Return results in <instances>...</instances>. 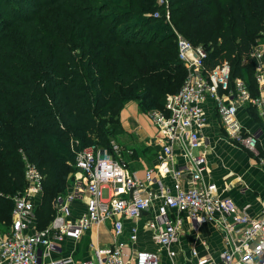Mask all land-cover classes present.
<instances>
[{"label": "trees", "instance_id": "1", "mask_svg": "<svg viewBox=\"0 0 264 264\" xmlns=\"http://www.w3.org/2000/svg\"><path fill=\"white\" fill-rule=\"evenodd\" d=\"M169 14L175 30L158 0H0V226L12 225L27 162L44 175L42 230L77 171L78 143L112 151L114 142L122 158L126 103L163 110L187 77L178 34L258 96L244 58L264 30V0H169Z\"/></svg>", "mask_w": 264, "mask_h": 264}, {"label": "built area", "instance_id": "2", "mask_svg": "<svg viewBox=\"0 0 264 264\" xmlns=\"http://www.w3.org/2000/svg\"><path fill=\"white\" fill-rule=\"evenodd\" d=\"M178 55L187 69V77L179 92L166 98L163 110H152L148 117L162 136L160 166L146 171L144 180L131 174L127 163L103 153L96 146L85 147L77 153V169L73 183L65 194L55 200L56 215L45 229H39L35 215V196L43 193L44 175L35 164L26 163L27 189L14 197L13 222L6 232L0 231V264H38L41 256L52 257L62 250L67 239L80 240L94 226L113 223V244L94 248L93 257L83 264H160V252L134 250L128 253V243L121 240L124 220H138L161 200L154 219L148 222L154 242L165 249L171 260L173 249L181 240L183 217L197 224L214 223L224 233L227 249L219 264H264V213L253 218L238 208L231 198L221 197L216 184L204 183L208 160L201 150L202 131L207 119L202 104L215 102L228 138L251 152H257L258 134L247 132L238 119L242 105L256 107L264 126V96H252L245 81L232 79V70L224 61L214 67L209 64L208 50L194 46L177 35ZM255 65L259 90L264 89V50L253 49L250 55ZM120 157L119 145L112 142ZM182 150L187 162L189 187H181L182 171L174 165V146ZM112 148V149H113ZM103 152V153H102ZM264 167V156L259 159ZM172 175L174 192L158 181L159 192L150 184L157 177ZM78 176V177H77ZM84 199L86 210L72 218L71 204ZM138 230L132 228L129 241H138ZM193 264H215L209 256H201L192 248ZM52 264H74L71 258L53 260Z\"/></svg>", "mask_w": 264, "mask_h": 264}, {"label": "crops", "instance_id": "3", "mask_svg": "<svg viewBox=\"0 0 264 264\" xmlns=\"http://www.w3.org/2000/svg\"><path fill=\"white\" fill-rule=\"evenodd\" d=\"M248 59L253 60L249 57L244 58V61ZM259 94L264 96V89L259 90ZM135 107V105L127 109L125 107L121 112L120 121L124 133L119 141L125 149L121 156L127 161L129 172L144 180L147 170L159 168L164 143L150 118L147 116L149 118L147 119L139 114ZM202 108L207 119L206 127L201 134L203 138L201 150L208 160L204 183L216 184L221 197L231 198L238 208L245 210L251 217H261L264 213V167L259 159L264 156V126L256 107L252 104L242 105L238 110V119L247 132L258 134L257 152H251L240 143L228 138L212 99H207L202 104ZM174 153V166L182 171L181 187L187 189L189 187L187 162L179 146H174ZM73 178L74 176L71 177L69 186L72 185ZM156 179L150 184L153 192H159L158 181H161L163 187L170 188L172 192L175 191L172 175ZM161 204V200L158 199L153 208L144 213L140 219L124 220L121 240L128 243L126 251L130 254L134 250L160 252V264H193L190 251L195 248L201 256H209L215 264H219L220 254L227 249L224 233L214 223L197 224L186 215H182L180 243L173 247L177 255L171 260L166 250L161 249L154 242L152 231L148 227V222L154 219L157 208ZM85 210V200H76L71 204L72 218L79 217ZM133 227H136L139 233L135 244L129 241ZM112 244L113 223L110 221L92 227L80 240L67 238L62 243V250L59 253L52 254L51 258L41 256L38 264H52L53 260L61 258H71L74 264H83L92 259L94 248H108Z\"/></svg>", "mask_w": 264, "mask_h": 264}, {"label": "rangeland", "instance_id": "4", "mask_svg": "<svg viewBox=\"0 0 264 264\" xmlns=\"http://www.w3.org/2000/svg\"><path fill=\"white\" fill-rule=\"evenodd\" d=\"M158 2H159V4L160 5H162V6H164L165 7V17H164V19L166 20V22L170 25V23L169 22H171L170 20V14H169V0H158ZM160 17H162L163 15L162 14H160L159 15ZM2 18H4V17H1V19ZM170 27L173 29V25L171 26L170 25ZM173 30H175V29H173ZM254 42V45H253V49H261V50H264V30L260 33V34H258V36L255 38V40L253 41ZM250 58H252L251 56H250ZM251 61V59H248V60H246V61H244V63L245 64H247V63H249ZM253 61V63L256 65V61H254V60H252ZM255 74H256V70L254 69V76H255ZM258 90H259V87H258ZM258 96H260V94L258 93ZM254 97H256V96H254ZM133 106V105H135L136 107H137V110H138V113L139 114H141V115H143L145 118H147V116H148V114L150 113V111H152L151 109H148V110H145V109H142L140 106H139V102L138 101H129V102H127L126 103V105H125V107H126V109L127 108H129L130 106ZM124 107V108H125ZM135 107V108H136ZM147 119H149V118H147ZM150 120V119H149ZM155 129L157 130V128L155 127ZM79 142V141H78ZM112 148L114 147V145H113V143H112ZM99 149H101L99 146H97ZM83 148H85V147H82V144L80 143H78V148L76 149V151H75V155L77 156V153L80 151V150H82ZM103 153V152H102ZM107 155V156H110V157H114L115 159H117V160H119V155L117 154V151L116 150H114V148L112 149V151H109L108 149H106V151L103 153V155ZM73 176H75V173L73 174ZM78 177V176H77ZM26 189H27V187H26ZM25 189V190H26ZM25 190L23 191V192H25ZM65 192H63V194H64ZM42 199H43V193L40 195V194H37L36 196H35V198H34V200H35V207L37 208L40 204H41V202H42ZM38 209V208H37ZM36 223H37V225H38V221H37V217H36ZM0 228H2V229H4L5 231H8L9 230V228L8 229H6V228H4L3 226H0ZM111 230H112V228H111ZM0 231H2V230H0Z\"/></svg>", "mask_w": 264, "mask_h": 264}]
</instances>
